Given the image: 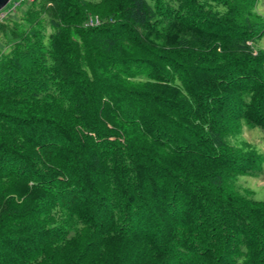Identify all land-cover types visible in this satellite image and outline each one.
Wrapping results in <instances>:
<instances>
[{
  "label": "trees",
  "instance_id": "16d2710c",
  "mask_svg": "<svg viewBox=\"0 0 264 264\" xmlns=\"http://www.w3.org/2000/svg\"><path fill=\"white\" fill-rule=\"evenodd\" d=\"M89 16L99 24L84 25ZM259 0H32L0 22V264H264Z\"/></svg>",
  "mask_w": 264,
  "mask_h": 264
},
{
  "label": "rangeland",
  "instance_id": "374dc122",
  "mask_svg": "<svg viewBox=\"0 0 264 264\" xmlns=\"http://www.w3.org/2000/svg\"><path fill=\"white\" fill-rule=\"evenodd\" d=\"M259 10L264 15V0H259ZM16 11V10H15ZM258 45L264 47V37L258 41ZM262 132L258 128H246L242 133V138L252 142L257 148L264 152V141L261 138ZM240 183L247 186L256 199H264V165L262 173L256 177H239Z\"/></svg>",
  "mask_w": 264,
  "mask_h": 264
},
{
  "label": "built area",
  "instance_id": "2783aa9c",
  "mask_svg": "<svg viewBox=\"0 0 264 264\" xmlns=\"http://www.w3.org/2000/svg\"><path fill=\"white\" fill-rule=\"evenodd\" d=\"M24 1H32V0H8V2L0 8V22L9 14L14 13L16 8L19 6L21 2ZM99 19L97 16H89L86 21L84 22V25L92 26L99 24Z\"/></svg>",
  "mask_w": 264,
  "mask_h": 264
},
{
  "label": "water",
  "instance_id": "95a60500",
  "mask_svg": "<svg viewBox=\"0 0 264 264\" xmlns=\"http://www.w3.org/2000/svg\"><path fill=\"white\" fill-rule=\"evenodd\" d=\"M7 2L8 0H0V8H2Z\"/></svg>",
  "mask_w": 264,
  "mask_h": 264
}]
</instances>
